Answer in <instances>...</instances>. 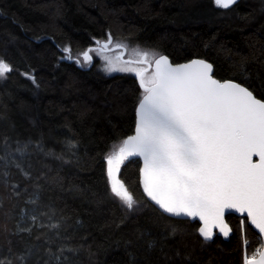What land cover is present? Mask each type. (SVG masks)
<instances>
[{
    "label": "trees",
    "instance_id": "16d2710c",
    "mask_svg": "<svg viewBox=\"0 0 264 264\" xmlns=\"http://www.w3.org/2000/svg\"><path fill=\"white\" fill-rule=\"evenodd\" d=\"M256 9L253 0L229 9L213 0H0V59L12 67L0 79V264H243L260 249L244 216H225L228 240L205 241L197 221L164 214L142 193L137 158L117 173L137 206L111 194L105 157L133 132L143 89L135 74L100 73V56L90 53V66L81 56L111 34L105 52L119 42L173 63L202 58L215 77L264 99Z\"/></svg>",
    "mask_w": 264,
    "mask_h": 264
},
{
    "label": "snow or ice",
    "instance_id": "6c2138e0",
    "mask_svg": "<svg viewBox=\"0 0 264 264\" xmlns=\"http://www.w3.org/2000/svg\"><path fill=\"white\" fill-rule=\"evenodd\" d=\"M213 3L229 9L236 0ZM96 44L98 48L81 53L85 64L93 60L90 53L100 56L106 72H134L143 89L135 134L122 142L118 153L105 157L111 194L130 210L137 206L117 173L129 157L140 156L147 196L173 217H199L205 241L213 237L210 223L229 236L232 229L224 222L229 210L246 213L241 227L247 226L246 219L264 236V99L233 80L215 79L213 66L204 60L173 65L165 55L119 42L115 49L128 50L137 59L123 60L121 52L113 60L104 55L113 45L111 34ZM153 62L150 76L147 68L132 66ZM11 71L0 59V79ZM253 155L259 156L258 162ZM244 264H264V249L246 255Z\"/></svg>",
    "mask_w": 264,
    "mask_h": 264
},
{
    "label": "water",
    "instance_id": "95a60500",
    "mask_svg": "<svg viewBox=\"0 0 264 264\" xmlns=\"http://www.w3.org/2000/svg\"><path fill=\"white\" fill-rule=\"evenodd\" d=\"M236 1H238V0H236ZM161 55H164V54H161ZM165 56H166V55H165ZM168 58H169V57H168ZM192 60H204V61H206L205 59H202V58H192V59L187 60V61L178 62V63H173V62L170 60V58H169L170 63H172L173 65H177V64H187V63L191 62ZM206 62H208V61H206ZM92 63H93V60H92V62H91V65H92ZM208 63H210V62H208ZM210 64H211V63H210ZM211 65H212V64H211ZM88 67H89V66H88ZM151 67H152V70L154 71V70H155L154 62L151 63V66H149V64H147L146 67H144V68L149 69V68H151ZM212 74H213V73H212ZM213 77H214L215 79H217V80H220L221 82L226 81V80H233V79H229V78H226V79H219V78L215 77L214 75H213ZM137 79H138V81H139V78H138V77H137ZM233 81L236 82V83H239V82H237L236 80H233ZM240 84H241V83H240ZM242 85H243V84H242ZM243 86H245V85H243ZM245 87H246V86H245ZM249 90H250V89H249ZM254 95H255V94H254ZM255 96H256V95H255ZM256 97H257V96H256ZM257 98H258V97H257ZM258 99H260V98H258ZM138 103H139V102H138ZM137 107H138V104L136 105V108H135V124H134V130H133V132H132L131 134L127 135V136L124 138V140H126L129 136H132V135L135 134V126H136V121H137V113H136V109H137ZM124 140H123V141H124ZM136 158L140 161V167H139V182H140V188H141V190H142V193L144 194V196L147 198V200H148L149 202H151V203H152L153 205H155L160 211L163 212V210H161V209L159 208V206L156 205L155 202L152 201V200L147 196V193L144 192L143 181H142V173H141V169L144 167L143 157H140V156H132V157H129L128 159H136ZM252 160H253V162H258V161H259V156H258V155H253ZM163 213L166 214V215H168V216H170V217H173V216H171V215L168 214V213H165V212H163ZM230 213L235 214V215H237V216H244V217H246V213H239V212H237V211H235V210H229V211H227L226 214L224 215V222L229 226V228H231V227H230V225L227 223L225 216H226L227 214H230ZM173 218L189 219L190 221H197V222L199 223V226H198V233H199L200 237L204 240L203 236H202V235L200 234V232H199V228L204 226V222H203V221H200V220H199V217L192 218V217H187V216H180V217H173ZM247 223L250 225V223H249L248 221H247ZM250 226H251V228H252V229L258 234V230L255 229L254 226H252V225H250ZM208 227H209V228L211 229V231L213 232V237H214L215 235H219V236H221L224 240H228L229 236H230L231 233H232V231H231L230 234H229V236H228V237H225V236L219 231V227H218V226L213 225V224L210 223ZM258 235H259V234H258ZM259 236H260V235H259ZM213 237H212V239H213ZM260 237H261V240H262V247H261V249H264V236H260ZM212 239H211V240H212ZM208 241H210V240H208ZM258 258H259V257L257 256V259H258Z\"/></svg>",
    "mask_w": 264,
    "mask_h": 264
},
{
    "label": "rangeland",
    "instance_id": "374dc122",
    "mask_svg": "<svg viewBox=\"0 0 264 264\" xmlns=\"http://www.w3.org/2000/svg\"><path fill=\"white\" fill-rule=\"evenodd\" d=\"M253 3L254 4H256V6H257V15L258 16H263L264 15V0H253ZM215 6V5H214ZM121 52H123V57H122V59L123 60H128L129 58H127L126 59V57H125V52H126V50H117V52H115V53H110V52H104V55L105 56H108L109 58H112L113 60H115V57L116 56H119L120 54H121ZM105 63H106V61L102 58V57H100V62L98 63V65H97V67H96V70H98L100 73H108V72H106L105 71V68H104V65H105ZM87 65H91V63L90 64H87ZM145 65H147V64H144V66ZM133 67H136V68H144L143 66H141L140 64H133L132 65ZM150 69V68H149ZM151 69H152V67H151ZM116 72H120V71H116ZM124 73H132V74H135L134 72H124ZM136 75V74H135ZM30 78L31 79H33V77L32 76H30ZM122 146V145H121ZM120 148V147H119ZM118 148V149H119ZM119 151H117V152H115V153H118ZM256 252V251H255ZM254 252V253H255ZM248 257H250V256H253V254H251V255H247ZM244 264V263H243Z\"/></svg>",
    "mask_w": 264,
    "mask_h": 264
},
{
    "label": "bare ground",
    "instance_id": "6f19581e",
    "mask_svg": "<svg viewBox=\"0 0 264 264\" xmlns=\"http://www.w3.org/2000/svg\"><path fill=\"white\" fill-rule=\"evenodd\" d=\"M254 254V253H253ZM250 257H252V256H250Z\"/></svg>",
    "mask_w": 264,
    "mask_h": 264
},
{
    "label": "flooded vegetation",
    "instance_id": "af4514ba",
    "mask_svg": "<svg viewBox=\"0 0 264 264\" xmlns=\"http://www.w3.org/2000/svg\"><path fill=\"white\" fill-rule=\"evenodd\" d=\"M94 61V60H93Z\"/></svg>",
    "mask_w": 264,
    "mask_h": 264
}]
</instances>
